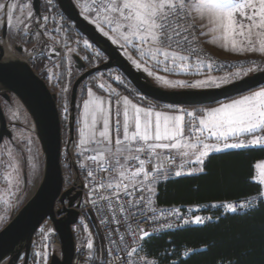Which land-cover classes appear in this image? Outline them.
Here are the masks:
<instances>
[{
	"label": "snow or ice",
	"instance_id": "1",
	"mask_svg": "<svg viewBox=\"0 0 264 264\" xmlns=\"http://www.w3.org/2000/svg\"><path fill=\"white\" fill-rule=\"evenodd\" d=\"M59 2L62 3L63 0ZM46 3L44 12L34 17L33 5L39 12L40 0H31L27 4L20 3V0H0V15L8 28H12L15 16V30L25 37L31 39L33 36L38 38L43 35L52 41V44L44 47L34 46L33 52L36 57L51 62V67L44 65L47 78L60 82L63 77L55 71L60 67L55 59L59 53L53 44L62 42L56 39L55 34L61 31L63 17L57 12L58 0H46ZM26 7L29 10L25 16ZM83 11L94 17L91 23L105 37L125 49V56L135 68L153 77L164 88L219 87L241 79L250 72L261 70L260 66L231 65L236 67L235 72H225L222 77L207 75L195 80L170 79L168 75L159 74L203 75L204 69L212 72L230 66L207 56L198 46L199 36L206 33L200 31L197 35V19L205 22L199 27L207 28V34H211L209 42L223 41L225 49L230 47L231 51L237 53L264 54V0H90V3L83 5ZM33 22L38 30L30 32ZM50 22L56 26L49 28ZM100 23L107 25L109 31L100 27ZM64 31L67 33L68 28ZM109 32L113 35L110 36ZM83 44L85 48H92L87 39L83 40ZM63 47L67 50L71 63V54L76 49L69 47L66 39H63ZM129 48L137 54L138 59L129 54ZM93 51L96 58L107 59L99 50ZM244 63L257 65L256 61L238 62L240 65ZM77 74L84 73L77 69ZM115 80L124 83L119 75L115 76ZM97 87L106 95L97 94L92 87L85 85L87 99L83 100L82 106L77 104V114L73 117L79 135L77 155L92 162L89 166L81 161L79 167L86 169V178L91 186L90 195L97 194L99 200L105 203L107 212L111 213V220L105 218L101 223L119 226V217L122 216L125 233L119 234L118 228L107 233L110 243L117 245L115 262L98 256L95 259L100 264H157L155 260L139 255L146 244L151 242L156 231L189 224L203 225L213 219L201 215L185 218L181 215L180 208L173 207L167 211V216L175 217L180 223H163L152 232L139 227L144 220L156 223L165 216L164 209L154 207L157 184L162 180H169L171 175L180 177L205 173V161L211 154L228 149L264 148V86L217 107L192 111L171 105L164 106L167 110H155V106L151 104L141 106L147 98L139 95L134 87L127 90L140 103L133 102L128 95L122 96L106 83H99ZM67 91V85L61 89L65 119L71 115L64 96ZM245 136L250 139L245 140ZM32 146L33 140L27 138L26 163L30 169L35 170L39 153ZM85 153L88 155L85 156ZM19 159L20 153L14 154L10 148L6 153L0 152V169L7 170L3 173V179L8 181L10 187L13 174L16 186L24 182ZM186 166L187 171H182ZM256 167L264 169V163L257 164ZM174 168L181 170L173 171ZM99 173L104 175L97 179ZM259 181L264 185V171L260 173ZM100 190L110 194L99 195ZM91 203L97 205V200L93 199ZM8 206L11 207V204L8 203ZM246 208L255 209L256 200L248 199L239 204V209ZM226 209L232 213L238 211L237 205L233 203H228ZM134 219L136 228L132 224ZM114 233L118 234V240L112 239ZM126 236L131 238L135 246L129 245ZM48 247L45 243L43 251L35 252V257L40 258L35 264H47ZM86 248L89 250V257H92L94 243L91 232L86 238ZM120 253L124 255L121 256ZM164 255H167V251ZM183 255L188 256V251ZM92 264H95V260ZM218 264H241V258L222 257Z\"/></svg>",
	"mask_w": 264,
	"mask_h": 264
},
{
	"label": "water",
	"instance_id": "2",
	"mask_svg": "<svg viewBox=\"0 0 264 264\" xmlns=\"http://www.w3.org/2000/svg\"><path fill=\"white\" fill-rule=\"evenodd\" d=\"M58 5L62 13L74 23L76 29L107 57L106 61L88 68L79 55L74 56L76 67L84 73L75 79L72 86L66 145L67 159L76 177H78L75 160L76 123L73 117L76 115L80 84L94 73L116 68L143 95L172 105L213 104L264 85L262 68L219 87L164 88L154 81L153 77L135 68L125 56L122 47L105 37L96 25L84 17L74 0H63L62 3L58 0ZM33 9L36 15L41 13V0L40 11H36L35 5ZM32 57L34 56L20 58L0 44V96L9 100L12 93L24 105L34 122L35 133L44 156L43 175L38 187L12 219L0 229V264H17L22 258L24 264H29L34 237L47 219L52 221L60 239V244L53 249L48 264H72L76 247L72 225L78 221L82 207L87 206V199L84 197L81 183L76 181L75 185L65 188L63 134L57 93L53 92L47 82L32 68L30 64ZM11 135L0 104V145L4 136ZM87 214L97 230L105 254L106 248L99 224L90 208H87Z\"/></svg>",
	"mask_w": 264,
	"mask_h": 264
},
{
	"label": "trees",
	"instance_id": "3",
	"mask_svg": "<svg viewBox=\"0 0 264 264\" xmlns=\"http://www.w3.org/2000/svg\"><path fill=\"white\" fill-rule=\"evenodd\" d=\"M46 7V0H42V13ZM57 12L78 36L85 37L62 13L59 5ZM50 25L49 23L48 27ZM36 60L33 61L35 66L38 65ZM122 77L128 88L133 87L124 74ZM89 81L90 76L80 84L79 91L83 89L81 100L85 93L84 86L88 85ZM79 91L77 104L80 103ZM137 92L141 95L138 90ZM144 97L147 98L144 103L157 107L168 105L148 96ZM59 100L60 97L58 102ZM260 159H264V148L228 149L225 152L211 154L207 158L204 166L206 174L181 175L158 183L157 195L154 197L155 205L158 206L221 201L251 195L259 196V202L249 213H226L207 224L179 227L160 235H153L151 242L146 244L143 251L149 256L156 257L161 264H218L222 257H240L241 264H264V203H261L264 197L261 196L262 184L255 179V163ZM63 167L64 177L70 179L73 171L67 160H64ZM83 213L95 235L93 242L95 264H100L95 258L98 256L100 259H106V252L103 254L97 230L90 221L86 208H83ZM165 251L167 255H164ZM185 251H188V256L183 255ZM35 260V256L32 255L29 264H35Z\"/></svg>",
	"mask_w": 264,
	"mask_h": 264
},
{
	"label": "rangeland",
	"instance_id": "4",
	"mask_svg": "<svg viewBox=\"0 0 264 264\" xmlns=\"http://www.w3.org/2000/svg\"><path fill=\"white\" fill-rule=\"evenodd\" d=\"M30 2H31V0H25V4L30 3ZM74 2L77 5V7L80 9V11L84 17H87V19H89L90 21L92 19H94L93 16H90L87 13H84V11H83V5L86 2L90 3V0H74ZM28 10L29 9L26 7L25 8V16H26V13ZM32 10H33V8H32ZM35 15L36 14L34 12V17H35ZM58 19H59V17H58ZM14 20L16 21V18ZM195 23L197 25V28H196L197 35L199 34L200 31H204L206 33V35H204V36H199V42L200 43L198 46L203 49V52L205 54H207V56L214 58L218 62L228 63L230 66L223 69V70L212 71V72H208L207 69H204V70H202L203 75H183V74L173 75V74H167V73H159V74L168 75V77L170 79L195 80V79L205 78L207 75H214V76L222 77V76H224L225 72H235L236 67H240V66H242V67L260 66L261 69L264 68V54L249 53V52L237 53V52L231 51L230 47L228 49H225L223 47V41H217L216 43H211V42H209L211 39V34H207V28L201 29L199 27V25L201 23H205V22L197 19L195 21ZM50 24L51 25L49 26V28L56 26L51 22H50ZM32 27L36 28L37 25L33 22L31 25V28ZM60 27H61V31L59 33H56L55 35H56V39L58 41H62V42L60 44H53V46L57 49V52L59 53V55H57L55 57V59H56L57 63L60 64V67L58 69H55V71L59 72L63 77V79L60 82H57L55 79L49 80L47 78L46 69H45L44 65L48 64V66L51 67L52 66L51 62L44 59V58L36 57L35 53L33 52V47L35 46L36 48H38V43L34 42L31 45L26 44L27 37H25V49H27V50H25V56H30V55L34 56L30 60V64H31L32 68L37 72V74L39 76H41V78H43L47 82V84L50 86L51 90L53 92L57 93V103H58V108H59V112H60L62 134H63L62 156H64L67 152L66 151V149H67L66 145H67V140H68V135H69V118L65 119L64 114H63V109H62L63 99H62V95H61V89L63 87H65L66 85L68 87V91H67V93L64 94V96L67 99L68 108L70 111V97H71L72 86H73L75 79L79 76V74H77L78 68L76 67V59L74 56L79 55L82 59H83V57H87L88 59H83V60H84V62L86 61L88 63V66H87L88 68L99 65L100 63L106 61L107 59L96 58L94 55L93 49H96V50H99V49L93 43H91L86 37L78 36L72 30L71 27L69 28V26L66 25V23L63 20L60 23ZM100 27H103L105 29V31H109L107 25H105V24L100 23ZM65 28H68L67 33H65V31H64ZM30 32H32V29H30ZM109 34H110V36L113 35L111 32H109ZM34 38L39 39V37L38 38L34 37ZM63 39L67 40L69 47H73L76 49V52L71 54V63H69V54L67 53V50L63 47ZM84 39H87L89 41V43L92 45V48H85L84 47V44H83ZM46 44H52V41L48 40V38H46L43 46H41V47H44ZM3 46L6 50H8V52H11L12 54H16V56H17V54L18 55L21 54L19 51H16L14 49L15 48L14 42H10V43L7 42V43L3 44ZM122 50H123V52H125L124 48H122ZM127 51L129 52L130 55H132V57L134 59H138L137 54L135 52H133L130 48L127 49ZM101 53L103 54V56H105V54L103 52H101ZM202 58H207V57L202 56ZM36 59H38V61L40 60L41 62L40 63L37 62ZM35 60L38 64L36 66L34 65V62H33ZM246 61H256L257 65H250L247 63H244L243 65L238 64V62H246ZM231 65H236V67H233ZM72 67L74 69H72ZM68 68H71V75H69ZM75 69H76V71H75ZM80 71L82 72V70H80ZM253 72H255V71H253ZM253 72H250V73H253ZM101 74H102V76H101ZM122 74L123 73L118 71L116 68H110L106 71H99V72L94 73L90 76V81L88 83V86L92 87L93 90L95 92H97V94L106 95V93L102 92L97 87V85L99 83H106V84L114 87L117 91H119L122 96L128 95L129 98L133 100V102L140 103L135 98V96L132 95V93L127 92V89H128L127 83L125 82V79L122 77ZM117 75L121 76L124 79L123 84H121L120 81L115 80V76H117ZM154 81H156V80L154 79ZM132 86H133V84H132ZM262 86H264V85H262ZM260 87L254 88V89L249 90L245 93L233 96L231 98H228L226 100H223L221 102H216L213 104H204V105H172V104H168V105H171L174 108H184V109H187L188 111H192L194 109H199V108L217 107L221 103L231 102V100L240 98L242 95L250 94V92H252V91L259 90ZM82 91H83V89L81 88V90L79 91V102H80L79 105H81V106H82L83 100L87 99V95H86V91H85L83 99L81 100ZM140 94L143 95L142 93H140ZM59 97H60V100L58 102ZM148 105L149 104H147V103L141 104V106H145V107H147ZM3 108H4V111L6 113L8 123H9V128H11L12 135L10 137L11 139H5L3 141V143L0 145V152L6 153V150L10 148L13 150L14 154L20 153L19 162H20V166L22 169L24 182L22 184H20L19 186H16L14 174H13V178H12L13 183H12V186L10 187L8 184V181L3 179V173L6 172L7 170L6 169H0V217H2V219H0V229H2L12 219V217L19 211V209L22 207V205L34 193V191L36 190V188L38 187V185L40 183V180H41L42 175H43V169H44V156L42 153L40 142H39L38 137L35 133V125H34V122L31 118V116L29 115L28 111L24 107V105L21 103V101L15 95H13L11 97L10 102H7L6 100L3 101ZM155 108L165 109L164 106H161V107L155 106ZM186 119H187V117H186ZM77 127H78L77 124H75V138H76V142L78 143L79 135H78ZM27 138H31L33 140V146H32L33 150L39 153V155L36 157V161H35L37 164V168L35 170L30 169L26 163L28 153H27L26 148H25V142H26ZM5 142H7V143H5ZM77 143L75 145L76 151H77ZM5 159H7L6 155H5ZM63 163H64V160H63ZM179 163H180V161H179ZM261 163H264V159L259 164H261ZM63 170H64V167H63ZM182 171L186 172L187 167H185V169H183ZM263 171H264V169H263ZM66 181L67 182L69 181L68 177H66V178L64 177V185H65ZM12 192H15L16 194L11 195ZM5 202L10 203L11 207H9L8 203H5ZM87 220L88 219H87L86 215L84 214L83 221H79L78 223H75L74 225H76L78 237L80 240L86 239L88 236V233L91 232L93 242H94L95 235H94L93 231L91 230V227H90L89 222ZM48 221L52 222L50 219H47L45 221V224L44 225L42 224L43 226H41V228L38 230V232H37L38 234L36 235V237H34L33 246H32V250H31V254H30V259H31L32 255L35 256L36 251H43L44 250L43 245L45 243H47L49 245V247H48L49 255H48V259H47V264L50 261V257H51V254L53 252V249L55 247H57V245L60 244V243L59 244L55 243L52 236L47 234L46 230H48V226H47L49 223ZM45 236H47V239H45ZM94 257H95L94 255L92 257H89V250H87L86 258L84 260H82L80 264H92ZM35 259L38 260L40 258L35 257ZM29 263H30V261H29Z\"/></svg>",
	"mask_w": 264,
	"mask_h": 264
},
{
	"label": "built area",
	"instance_id": "5",
	"mask_svg": "<svg viewBox=\"0 0 264 264\" xmlns=\"http://www.w3.org/2000/svg\"><path fill=\"white\" fill-rule=\"evenodd\" d=\"M199 41H198V45H199ZM88 155V153H85V156ZM68 157V152L67 155L65 154L63 156V160H67ZM75 160L77 163V168H78V177H76V174L74 172V169L72 168L73 171V175L72 177L69 179V181L65 183V187L68 188L70 186L75 185L76 181L78 183H81L83 185L82 189L84 192V195L87 199V207L90 208L92 210V212L94 213V216L99 224V227L101 229V232L103 234V238H104V243H105V248H106V259H113L115 262V256L117 254L116 250H117V245L116 244H112L110 243L108 237H107V233L111 232L113 228H118V233L119 234H123L125 233V226L123 224V219L122 216L119 217L121 219V225L117 226L114 223H101L102 219L107 218V220H111V213L107 212L106 210V206L105 203L101 200H99L98 195L97 194H91V186L89 185V181L86 178V169H81L79 167V162L83 161L85 164L91 166L92 162L85 160L83 156H79L77 155V151H75ZM177 164H179V161H177ZM175 170H180V168H174L173 171ZM104 174L103 173H99L97 175V179H99L100 177H102ZM176 178V176L171 175L170 179ZM163 181V180H162ZM110 193H108L105 190H100L99 195H109ZM96 199L97 200V205H93L91 203V200ZM248 199H255L256 200V207L258 205L259 202V196L257 195H251V196H246V197H241V198H233V199H227V200H221V201H210V202H204V203H192V204H165V205H155L154 207H156L157 209H164L165 210V216L158 222L156 223H152L150 221L144 220L140 223L139 227L143 228L144 230L150 231L152 232V230L154 228H159L160 224L163 223H169V222H176V223H180L179 221H177L175 219V217H168L167 216V211L170 210L173 207H178L181 210V215H183L185 218H189L192 217L194 215H201L203 217H213L212 220L207 221L205 224L213 221L214 219H216L218 216L220 215H224L226 213H232L229 212L226 209V205L228 203H233L235 205H237L238 207V211L235 214H243V213H249L251 212L252 208H246V209H239V204L242 201L248 200ZM188 209H191V211H188ZM151 215V214H149ZM84 218V213L81 212L78 221L76 223H78L79 221H83ZM48 230H46L48 235H51L54 242L59 244L60 240H59V236L57 234V231L53 225L52 222L48 221ZM45 224V222L43 223V225ZM133 224V228L137 227L136 221L135 219L132 221ZM42 225V226H43ZM189 225H197V224H189ZM189 225H182L181 227L184 226H189ZM73 228V234L75 237V242H76V247H75V253H74V257H73V261L72 264H80L82 260H84L86 258L87 255V248H86V239H79L78 237V233H77V229H76V225H72ZM176 228H162L159 229L158 231H156L153 235H160L166 231H170ZM118 234L114 233L112 235V239L113 240H118ZM126 239L128 240V243L130 246H135L132 244V240L130 237L126 236ZM143 243V242H141ZM110 250H111V254H110ZM130 250V249H129ZM121 256H123V253H120ZM140 256H146L147 259L149 260H155L157 262V264H161L159 262V260L154 257V256H149L147 255L143 250L140 251L139 253Z\"/></svg>",
	"mask_w": 264,
	"mask_h": 264
},
{
	"label": "flooded vegetation",
	"instance_id": "6",
	"mask_svg": "<svg viewBox=\"0 0 264 264\" xmlns=\"http://www.w3.org/2000/svg\"><path fill=\"white\" fill-rule=\"evenodd\" d=\"M20 3L25 4V0H20ZM41 9H42V0H41ZM41 13H42V10H41ZM24 15H25V9H24ZM15 18L16 17L14 16L12 28H8L5 25L4 18L2 17V15H0V44H5L7 42L8 43L14 42V44H15V48L14 49L21 53V54H19L20 56L18 54H17V56L24 59L25 58V36L22 33H18L15 30V25H16V21L14 20ZM30 29H32V32L38 30L37 27L36 28L32 27ZM45 40H46V37H44L43 35H41L39 37V39H35L34 36L31 39H29L27 37L26 44L31 45L34 42H37L38 43V48H40L41 46H43ZM13 95L14 94H12V93L10 94V99L9 100L7 98H4V97L0 96V104H1V107H2L3 112L5 114V118H6L8 126H9V123H8V119H7L6 113H5L4 108H3V101L6 100L7 102H10L11 101V97ZM9 129L11 130V128H9ZM11 133H12V131H11ZM5 139H11V138L8 137V136H4L1 144L3 143V141ZM17 264H24V258H22Z\"/></svg>",
	"mask_w": 264,
	"mask_h": 264
},
{
	"label": "crops",
	"instance_id": "7",
	"mask_svg": "<svg viewBox=\"0 0 264 264\" xmlns=\"http://www.w3.org/2000/svg\"><path fill=\"white\" fill-rule=\"evenodd\" d=\"M220 102H221V101H220ZM155 110H167V109H159V108H155ZM244 139L247 140V139H250V137H249V136H245ZM229 142H231V140H230ZM76 143H77V142H76ZM262 160H263V159H260V160H258V161L255 163V179H256L257 181H259V176H260V173L263 171V169H261V168H257L256 165L259 164ZM186 167H187V166H186ZM184 169H185V168H184ZM259 182H260V181H259ZM262 194H264V185H262V193H261V196L264 197V195H262Z\"/></svg>",
	"mask_w": 264,
	"mask_h": 264
},
{
	"label": "bare ground",
	"instance_id": "8",
	"mask_svg": "<svg viewBox=\"0 0 264 264\" xmlns=\"http://www.w3.org/2000/svg\"><path fill=\"white\" fill-rule=\"evenodd\" d=\"M8 51V50H7ZM214 221V220H213Z\"/></svg>",
	"mask_w": 264,
	"mask_h": 264
}]
</instances>
